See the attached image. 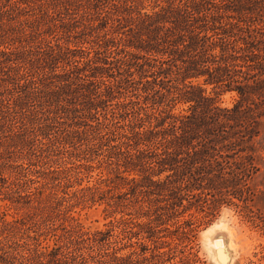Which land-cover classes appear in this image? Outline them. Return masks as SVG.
I'll use <instances>...</instances> for the list:
<instances>
[{
    "label": "trees",
    "instance_id": "16d2710c",
    "mask_svg": "<svg viewBox=\"0 0 264 264\" xmlns=\"http://www.w3.org/2000/svg\"><path fill=\"white\" fill-rule=\"evenodd\" d=\"M0 46V77L16 71L38 103L33 128L57 164L48 184L78 187L51 201L63 233L34 264L201 263L198 229L225 206L264 231V154L241 143L249 105L264 107V0H0ZM229 92L233 107H221ZM65 111L74 127L56 146ZM73 199L105 202L106 227L85 229ZM254 257L264 264V248Z\"/></svg>",
    "mask_w": 264,
    "mask_h": 264
},
{
    "label": "rangeland",
    "instance_id": "374dc122",
    "mask_svg": "<svg viewBox=\"0 0 264 264\" xmlns=\"http://www.w3.org/2000/svg\"><path fill=\"white\" fill-rule=\"evenodd\" d=\"M26 29L33 33L32 27ZM42 31H45L43 35L55 48L57 44L63 46L67 42V38L61 35L49 36L51 31L47 26ZM6 39V43H9L8 50L11 51L20 45L19 40L22 38L13 33L12 37L8 36ZM84 46L90 47L89 44ZM0 49L7 50L5 46H0ZM33 50L42 51L36 44ZM15 72L3 69V76L0 77V264H34V250L49 253L63 233L64 220L56 217V212H52L51 201L56 196L59 202L64 195L63 191L68 192L69 196L73 195L72 192L78 187L71 190H64V187L51 189L53 184H48L49 175L45 172L47 168H56L57 164H46V156L50 152L47 147L50 145L49 140L39 135V128H33L37 121L34 115L39 109L38 103L34 97L28 99L15 86ZM236 99V93L229 92L220 95L218 102L221 107L232 108ZM259 102L261 101L257 99L255 104L249 105L251 109L244 116L249 121L243 123L241 128V143L246 147L253 145V149H260L264 154V117L258 114L259 109L264 113V107ZM186 107L179 105L175 112ZM66 111L62 112L64 118L60 119L61 124L56 125L48 134L56 146L64 145V142H60L65 130L71 129L69 125L74 127L68 116L70 114ZM257 115L259 116L256 117ZM44 118L42 115L40 123ZM250 132L258 135L248 141ZM98 172L97 169L93 172L94 178H90V184L95 183ZM33 180L38 181L33 183ZM263 180L264 177L258 178V183ZM86 184L85 180L83 185ZM77 202L75 199L71 201L73 206L69 207L68 213L78 223L92 231L106 227L110 218L107 216L105 202ZM66 205L64 202V208ZM218 236H223L227 243L226 250L219 254L215 253L213 245L214 238ZM263 248L264 231L246 221L239 208L226 206L212 224L199 227L194 244V251L201 260V263L196 264H248L250 259L255 258L254 254ZM21 255L25 258L22 259Z\"/></svg>",
    "mask_w": 264,
    "mask_h": 264
},
{
    "label": "bare ground",
    "instance_id": "6f19581e",
    "mask_svg": "<svg viewBox=\"0 0 264 264\" xmlns=\"http://www.w3.org/2000/svg\"><path fill=\"white\" fill-rule=\"evenodd\" d=\"M211 231V230H210ZM213 245H214V251L215 253L218 252H223V250H226V241H225V238L223 236H218V237H215L214 240H213ZM225 254H223L224 256ZM222 256V257H223ZM226 256V255H225ZM224 258V257H223Z\"/></svg>",
    "mask_w": 264,
    "mask_h": 264
}]
</instances>
